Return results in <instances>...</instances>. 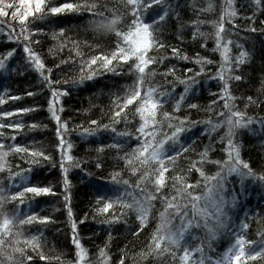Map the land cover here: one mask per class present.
Listing matches in <instances>:
<instances>
[{"label":"trees","instance_id":"16d2710c","mask_svg":"<svg viewBox=\"0 0 264 264\" xmlns=\"http://www.w3.org/2000/svg\"><path fill=\"white\" fill-rule=\"evenodd\" d=\"M8 2L19 6L17 0ZM208 2L162 0L159 6L167 7L168 11L164 26L156 33L165 47L150 49L148 54L160 60L146 69L151 75L146 76L144 81L145 85L158 86L167 97L157 110L156 119L160 124L155 141L158 142L165 132L171 131L169 123L178 124L185 117L187 119L183 124L185 130L179 134L177 143L165 142L164 147L169 155L173 148L180 149L183 146L184 150L176 158L174 170L170 168L166 173V186L161 193L155 194L157 198L152 202L143 228H140L136 219L134 206L122 208L119 203H113L108 212L100 211L105 202L117 199L131 205L133 197H143L144 188L154 193L148 181H141L140 186H137L142 171L138 170L134 174L124 164V154L138 143L135 129L140 120L135 112L136 103L129 105L118 119L112 116L117 105L122 102L121 98L134 83L135 74L129 71L134 58L125 64L114 62L111 71L102 67L99 61L95 65L83 64L92 55L110 53L115 46V32L98 27V24L116 16L119 17L117 28L128 30L133 16L126 0H45L46 7L72 3L76 8L54 16L45 10L42 18L40 14H36L35 19L32 16L27 18L29 29H42L31 33L30 40L37 43L30 46L41 57L46 68L52 69L48 74L51 86L28 65L18 17L11 16L13 9H6L9 15L0 17V22H3L0 23V59L5 60V68L0 69V99L5 101L0 104V112L18 108L31 110L10 117L0 116V125L12 122L23 125L21 129L0 127V144L3 145L0 151L6 153L3 158L5 167L0 170V188L5 189L7 195L29 186L49 187L51 193L39 196L25 193L22 203L17 200L5 204L9 214L18 207L20 219L34 214L37 217H49V220L45 223L34 221L23 226L16 223L10 234L3 237L5 246H0V264H21L23 256L14 251L16 247L23 248L24 255L32 257L27 264H71L75 260V249L71 243L72 222H76V233L86 250L82 264H104L100 249L108 257L106 264H120L122 257L123 264H179L178 256L183 246L180 249L172 248V251L177 252L175 258L167 253L158 255L148 251L152 233L161 220L159 213L164 211L159 197L172 191L171 177L177 174L184 176L187 183L196 185L192 189L194 193H203L204 178L189 169L192 162L200 160V153L206 148L207 159L197 164L206 176L215 175L219 171L216 162L226 159L227 140L222 138L226 137L228 129L226 123L221 124L220 121L225 120L228 110L223 107L224 101L218 98L223 82L217 78V69L223 60L215 46L214 27L209 22L219 21L221 12L227 9V0H211L212 10L201 11ZM233 7L237 15L232 18V23H225L222 36L224 41L230 42L227 56L233 62L234 71L231 74L240 75L241 79L228 81V90L234 97L229 103L232 111L244 113V117L251 118L252 123L235 129L232 139L239 146L240 159L247 162L258 177L264 175V24L261 23L264 21V0L259 6L253 0H233ZM156 8L154 5L152 9L144 11L145 19ZM194 20L204 21L198 26L199 32L204 33L203 37L199 34L193 37ZM9 23L12 24L11 29L7 27ZM251 28L256 31H250ZM9 31L18 38L9 41ZM173 47L178 50V55L171 52ZM241 49L247 56L244 63L235 68L234 60ZM10 51L12 55L7 56ZM184 56L188 58L184 59ZM197 58H206L211 62L202 65L196 62ZM228 74L225 73L226 78ZM57 88L66 90L58 102L54 101L61 121L67 123V131L62 135L66 144H71L69 154L79 164V167L75 163L66 164V173H62L60 168L57 122L48 110L51 92ZM28 92L33 95H27ZM248 97H252L255 103H248ZM193 104L196 107H190ZM245 104L248 106L245 107ZM163 112H168L176 119L168 121L162 116ZM90 121L96 123L91 124ZM208 121L218 126L213 129ZM85 128L89 129L88 133L82 132ZM14 145L44 152L49 159L33 157L28 152L10 151L9 146ZM33 160L39 162L33 163ZM97 164L100 166L97 167ZM117 172L120 174V183L112 179ZM65 175L67 188L64 185ZM124 180L128 184H124ZM228 181L229 191L233 188L236 192L240 191L239 176L231 174ZM243 185L245 195L238 197L236 209L229 213L232 216L229 228L233 223H246L248 227L243 229V234L246 239L254 241L251 247L258 248L259 241L264 239V182L246 177ZM65 195L68 196L67 201ZM68 208L72 212L71 219ZM188 211L191 215L190 204ZM172 224L178 225L179 220H173ZM17 231L22 232L19 244L15 243ZM258 233L262 235L258 236ZM33 235L37 237L35 249L23 243L25 238ZM201 237L206 238L205 231L193 227L191 234L185 236L186 246L191 249L200 245ZM230 242L231 238L222 230L211 241V249L204 244L206 264L208 257L212 258L214 264ZM41 255L46 259L41 260ZM9 256L13 258L11 261ZM249 264H264V261L257 260Z\"/></svg>","mask_w":264,"mask_h":264},{"label":"snow or ice","instance_id":"6c2138e0","mask_svg":"<svg viewBox=\"0 0 264 264\" xmlns=\"http://www.w3.org/2000/svg\"><path fill=\"white\" fill-rule=\"evenodd\" d=\"M19 6H14L13 3H9L8 0H0V17H5L9 15L6 9H13L11 11L12 17H18L17 23L20 26V32L24 41L23 52L26 54V59L28 65L37 71L44 82L51 86L52 81L49 73L52 69L46 68L43 60L37 54L36 51L30 46L31 44L37 43V41L30 40V35L33 32L42 31V29L32 28L29 29L27 24V18L32 16L34 19L37 18L36 14H40L41 18L45 10L51 15H56L62 13L66 10H73L76 5L72 3H63L58 6H45V0H17ZM253 3L259 6L262 0H253ZM126 4L130 9L133 16L131 23L127 31H121L117 28L119 23V17L113 16L112 19L106 20L98 27H102L107 31H114L116 36L115 46L112 48L108 54H96L92 55L83 64L95 65L99 61L101 66L105 69L111 71L114 62L125 64L130 58H134V63L129 67V71L135 74V79L133 85L121 98L122 102L117 105L115 111H113L112 116L114 119H118L121 113L125 112V109L136 103L135 112L139 115L140 123L135 129L136 139L138 143L132 147L131 151L124 154V164L129 168L132 173H137L138 170L142 171L139 180L137 181V186H140L141 181H148L153 189V192H149L147 188H144L143 197L137 199L133 197L132 204L129 205L125 201L117 199L115 201H108L103 204L100 209L101 212H108V210L113 206V203H119L121 207H132L134 206L136 212V219L139 221L140 228H143L147 219L149 209L152 206V202L157 198L155 194L161 193V190L166 186V173L169 169L174 170L176 158L181 156V152L184 147L181 146L180 149L173 148L172 154H167L165 149V142L171 141L176 144L178 141L179 134L184 131V120H180L178 124L169 123L168 128L170 132H165L163 137L159 139L158 142L155 141L156 132L158 131V126L160 121L156 119L157 110L165 102L166 93L160 90L158 86L153 87L151 85H145L144 81L146 76L151 75L150 72H146V69L155 63H158L160 58L157 56L149 55L150 49H162L165 47L161 39L156 35L160 29L164 26L166 17L168 16L167 7L160 8L162 0H126ZM157 6L156 9L152 11V14L145 19L143 12L152 9L153 6ZM23 8V11H21ZM213 8L211 0L205 5L201 11L208 12ZM237 15V11L233 7V0H227V9L222 11L220 14L219 21H210L214 27V37L215 46L217 50L220 51L223 63L220 68L217 69V78L223 82V86L220 89L219 99L223 100V107L228 110V115L225 120L220 121L221 124L226 123L227 125V135L222 139H226L227 143L225 146L226 159L223 162L217 161L219 165V171L213 176H206L205 173L197 166L198 163H203L207 159L208 149L206 148L200 153V160L198 162L194 161L191 163L190 169L195 170L204 178L205 188L202 194L194 193L192 189L196 185L189 184L186 182L185 177L177 174L171 179L173 180L172 191L168 195H161L159 197L160 201L164 206V211L159 213L161 218L160 222L157 224L155 231L152 233L151 240L148 246L149 253H157L158 255H163L165 253L173 256H177V252L172 251V248L180 249L183 246V251L179 254L178 260L179 264H206V258L204 256V244H207L209 249H211V241L217 237V235L223 230L231 238V242L223 253L220 259L214 261V264H249L252 261H264V239L259 241V247H251L254 241L246 239L243 234V229H246L248 225L241 221L239 225L232 224L229 228V224L232 222V216L229 215L230 212L234 211L238 204V197H243L245 195L243 180L246 177L258 179L264 182V175L255 176L250 169L247 162L240 159V151L237 143L234 142L232 136L234 131L240 127H247L252 123L251 118H245L244 113L240 111H232V105L229 101L234 99V97L229 92V80H240V75H232L234 71L232 68L233 62L229 60L227 53L229 51L228 44L223 40L222 33L225 30V23H232V18ZM227 16V21L225 20ZM248 19H251L248 17ZM3 23V22H0ZM204 23V21L194 20L193 24V37L195 38L197 34L201 37L204 36L203 32H199V24ZM264 24V21H261ZM234 26V25H233ZM9 29L12 28V24H8ZM61 32L63 29L60 30ZM250 31H256L255 28H251ZM14 34L12 31L8 32L9 41L13 40ZM203 46V45H202ZM14 51V50H13ZM171 52L174 55H178V50L173 47ZM12 52L7 53V56H11ZM79 55V53H77ZM7 56L5 59H7ZM247 53L241 49L234 60L235 68H239L244 60ZM187 59V56L183 57ZM197 63L204 64L210 63L206 58H197ZM63 63V61H62ZM58 67V65H57ZM5 68V60L0 59V69ZM83 71V67L81 69ZM201 67V71H203ZM171 71V69H169ZM228 72L227 78L225 73ZM89 78H91V73H89ZM195 83V80L192 81ZM59 83V81H56ZM188 88H185V92ZM66 90L63 89H53L51 92L52 99L49 100L48 110L51 113L52 119L57 122L56 136L58 139L57 148L61 152V163L60 168L62 173L67 172L68 163H75L74 158L69 154L68 149L71 148V144H66V141L62 135L63 132L67 131V123L62 122L57 110L54 106V101L58 102L60 95L65 94ZM27 95H33L32 92L26 93ZM18 97H10V99H17ZM248 103H255L252 97L247 98ZM5 101L0 99V104ZM179 105V101H177ZM248 105L245 104V107ZM190 107H196V105H190ZM31 109L28 108H18L13 111H3L0 112L2 117H10L19 113H26ZM162 116L168 121H173L176 118L171 116L168 112H163ZM91 124H95L96 121H90ZM212 125L213 129L217 127L212 121H208ZM9 127L12 129H21L23 125L19 122H12L7 125H0V127ZM34 126V125H33ZM102 127H106L103 126ZM94 131V130H93ZM115 131V129H113ZM82 132L88 133L89 129H82ZM120 135H129L131 133H120ZM119 147V145H115ZM3 145L0 144V149ZM10 151L15 152H28L33 157H41L45 160L49 157L41 151H34L26 149L20 145L9 146ZM6 155L5 152L0 151V170H3L5 164L3 158ZM33 163H38V160H33ZM76 167H79L78 163H75ZM100 165L97 164V167ZM231 174H236L240 178V191L236 192L233 188L231 191L228 190L227 185L229 184L228 176ZM11 175H16L11 173ZM119 173H115L112 177L113 181L120 183L118 179ZM124 184H128L127 180L123 181ZM199 181L197 182V184ZM64 185L67 188L68 180L67 176H64ZM25 193H32L34 195L49 194L51 189L49 187H39V186H29L24 188L22 191H16L11 195L6 194V190L0 188V246L4 245L3 237H7L11 229L18 225L23 226L25 224H32L34 221L39 223H45L49 220V217H37L33 215H25L23 219H20L17 215L19 209L14 208L11 214L5 210V204L9 201L19 200L23 202V197ZM174 193V194H172ZM64 199L67 201L68 196L65 195ZM181 201H184L182 203ZM191 206V215H189L188 207ZM67 208V204L65 205ZM169 210H171V216H169ZM69 219L72 217L71 209L68 208ZM113 220L116 219L113 215ZM178 219L179 224L173 226L172 221ZM76 222L71 223L72 238L71 243L75 249V260L71 264H82L86 257V250L81 245L78 234L76 233ZM195 227L198 229H203L205 231L206 238L201 239V244L189 248L186 246L185 236L191 234V229ZM139 231V229H137ZM262 235L261 233L257 234ZM16 240L15 243L19 244L21 242L20 237L22 232L17 231L15 233ZM196 239L197 237H193ZM37 237L35 235L25 238L23 243L25 246H30L33 249L37 247ZM15 252L21 253L23 260L21 264H27L30 262L32 257L24 255V249L20 247L14 248ZM198 254V256L196 255ZM100 256L103 257L104 264L107 262V255L103 249H100ZM9 261L13 258L8 257ZM41 260L46 259L45 256H40ZM208 264H212V258H207ZM120 264H123V257L121 258Z\"/></svg>","mask_w":264,"mask_h":264},{"label":"rangeland","instance_id":"374dc122","mask_svg":"<svg viewBox=\"0 0 264 264\" xmlns=\"http://www.w3.org/2000/svg\"><path fill=\"white\" fill-rule=\"evenodd\" d=\"M230 224H231V223H230ZM230 224H229V225H230ZM222 256H223V255H222ZM222 256H220V258H221ZM220 258H219V259H220Z\"/></svg>","mask_w":264,"mask_h":264}]
</instances>
